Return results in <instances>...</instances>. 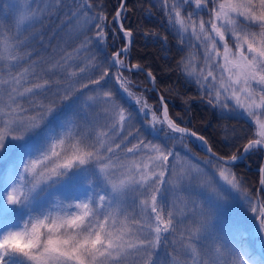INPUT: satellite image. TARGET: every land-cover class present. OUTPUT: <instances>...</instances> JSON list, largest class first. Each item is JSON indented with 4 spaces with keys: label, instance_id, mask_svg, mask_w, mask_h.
I'll list each match as a JSON object with an SVG mask.
<instances>
[{
    "label": "snow or ice",
    "instance_id": "1",
    "mask_svg": "<svg viewBox=\"0 0 264 264\" xmlns=\"http://www.w3.org/2000/svg\"><path fill=\"white\" fill-rule=\"evenodd\" d=\"M144 4L0 0V264H264L247 242L264 247V162L237 171L264 161V0ZM154 8L166 34L130 22ZM137 36L175 47L182 85L237 124L173 118ZM232 206L250 228L223 222Z\"/></svg>",
    "mask_w": 264,
    "mask_h": 264
},
{
    "label": "trees",
    "instance_id": "2",
    "mask_svg": "<svg viewBox=\"0 0 264 264\" xmlns=\"http://www.w3.org/2000/svg\"><path fill=\"white\" fill-rule=\"evenodd\" d=\"M116 0H109L110 6L115 4ZM145 8L148 7L147 0L144 4ZM154 16L149 20H146L142 13L135 12L130 16V22L132 25L142 27L144 30H154L159 33L166 34L165 29L161 27L162 23V14L153 9ZM174 44V41L170 42ZM112 49H109L111 51ZM187 54V48H185L182 55ZM176 55L175 47L172 48V51H164L159 45L153 44L150 41H146L143 36L136 37V44L132 52V56L136 59L143 57L142 63L146 66L151 65L154 75L157 76V84L161 95L165 97V100L169 106V114L175 118L177 114L184 116V119L187 121L191 119V124H188V127L193 128V130L199 129L202 134L211 135L215 131H218L223 126L236 125V120H229L227 118L217 119V114H214L212 109L209 108L203 101L199 99L198 93L191 88H185L182 85L181 79L177 76L176 72L173 70L175 66V60L173 57ZM168 56L169 59L165 60L163 57ZM179 57H177L178 59ZM128 75V73H125ZM133 81L139 84V88L131 89L135 96H146L148 97V103L151 105H156L157 96L154 92H144V89H150L149 82L143 73L136 74L132 77ZM170 89V90H169ZM192 99L191 106L187 109V114H185V105L184 101ZM130 110L133 109V105L129 102ZM184 126V125H183ZM194 144H190L193 151L200 156H203V152L200 149L195 147ZM179 149V146H178ZM263 161L258 156H253L249 160L244 161L240 164L237 171L241 174L247 176V178L255 182L258 179V171L260 164ZM8 165L3 167L0 172H3ZM249 245L251 246L253 252L258 256L262 257L259 252V240L258 236L248 238Z\"/></svg>",
    "mask_w": 264,
    "mask_h": 264
},
{
    "label": "rangeland",
    "instance_id": "3",
    "mask_svg": "<svg viewBox=\"0 0 264 264\" xmlns=\"http://www.w3.org/2000/svg\"><path fill=\"white\" fill-rule=\"evenodd\" d=\"M12 2L15 4H18V5L24 4V0H12ZM29 2H30V0H29ZM186 48H187V54L186 55L199 56L200 50L196 49L195 47H191V46L186 47ZM8 163H9L8 161H0V171L3 167L8 165ZM222 217H223V222L227 225L243 223V224L247 225L249 228L251 227V221L248 220L247 217H244L239 212V210L236 206L226 208L222 213ZM249 237L252 238V236H249ZM258 239H259V236H258Z\"/></svg>",
    "mask_w": 264,
    "mask_h": 264
},
{
    "label": "water",
    "instance_id": "4",
    "mask_svg": "<svg viewBox=\"0 0 264 264\" xmlns=\"http://www.w3.org/2000/svg\"><path fill=\"white\" fill-rule=\"evenodd\" d=\"M149 84H150V83H149ZM150 86H151V88H152V84H150ZM156 88H157V87H156ZM157 92L160 94L158 88H157ZM157 92H154V93L157 95ZM197 143H199V142L197 141ZM259 250H260V253H261L262 257H264V252H263V247H261V242L259 243Z\"/></svg>",
    "mask_w": 264,
    "mask_h": 264
}]
</instances>
